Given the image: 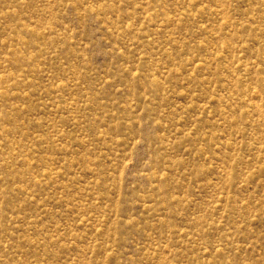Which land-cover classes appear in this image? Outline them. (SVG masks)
Here are the masks:
<instances>
[{"label":"rangeland","instance_id":"374dc122","mask_svg":"<svg viewBox=\"0 0 264 264\" xmlns=\"http://www.w3.org/2000/svg\"><path fill=\"white\" fill-rule=\"evenodd\" d=\"M0 264H264V0H0Z\"/></svg>","mask_w":264,"mask_h":264}]
</instances>
